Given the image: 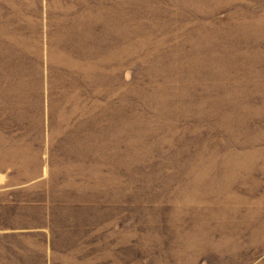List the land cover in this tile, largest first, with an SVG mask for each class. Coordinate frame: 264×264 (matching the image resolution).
<instances>
[{
	"label": "rangeland",
	"instance_id": "374dc122",
	"mask_svg": "<svg viewBox=\"0 0 264 264\" xmlns=\"http://www.w3.org/2000/svg\"><path fill=\"white\" fill-rule=\"evenodd\" d=\"M0 264H264V0H0Z\"/></svg>",
	"mask_w": 264,
	"mask_h": 264
},
{
	"label": "trees",
	"instance_id": "16d2710c",
	"mask_svg": "<svg viewBox=\"0 0 264 264\" xmlns=\"http://www.w3.org/2000/svg\"><path fill=\"white\" fill-rule=\"evenodd\" d=\"M13 208H18V207H17V205L15 204V205L13 206ZM12 233H15V234L13 235L15 238H17V237H23V236L26 235V234H23V233H24L23 231H17V232H12Z\"/></svg>",
	"mask_w": 264,
	"mask_h": 264
},
{
	"label": "crops",
	"instance_id": "0c3cea01",
	"mask_svg": "<svg viewBox=\"0 0 264 264\" xmlns=\"http://www.w3.org/2000/svg\"><path fill=\"white\" fill-rule=\"evenodd\" d=\"M17 231H20V230H15V231H12V232H17Z\"/></svg>",
	"mask_w": 264,
	"mask_h": 264
}]
</instances>
